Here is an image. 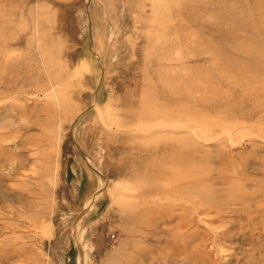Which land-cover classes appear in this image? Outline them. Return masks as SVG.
I'll use <instances>...</instances> for the list:
<instances>
[{"label": "rangeland", "instance_id": "obj_1", "mask_svg": "<svg viewBox=\"0 0 264 264\" xmlns=\"http://www.w3.org/2000/svg\"><path fill=\"white\" fill-rule=\"evenodd\" d=\"M0 264H264V0H0Z\"/></svg>", "mask_w": 264, "mask_h": 264}]
</instances>
